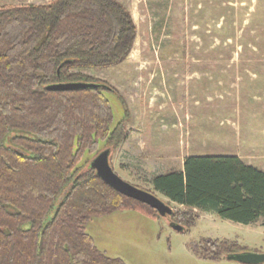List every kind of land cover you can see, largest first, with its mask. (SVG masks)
Wrapping results in <instances>:
<instances>
[{
  "label": "trees",
  "instance_id": "trees-1",
  "mask_svg": "<svg viewBox=\"0 0 264 264\" xmlns=\"http://www.w3.org/2000/svg\"><path fill=\"white\" fill-rule=\"evenodd\" d=\"M136 37L133 14L120 0L0 5V264H127L96 246L88 221L127 208L162 217L91 166L101 151L123 143L129 113L115 87L82 70L119 64ZM61 82L99 87L48 89ZM106 91L126 112L113 128ZM151 183L190 210L174 209L169 218L183 232L196 225L195 208L242 224L264 221V170L236 155L191 154L183 169L155 174ZM199 244L213 259L246 251L229 239Z\"/></svg>",
  "mask_w": 264,
  "mask_h": 264
},
{
  "label": "rangeland",
  "instance_id": "rangeland-1",
  "mask_svg": "<svg viewBox=\"0 0 264 264\" xmlns=\"http://www.w3.org/2000/svg\"><path fill=\"white\" fill-rule=\"evenodd\" d=\"M120 1L137 25L133 48L117 65L82 70L115 87L128 108V134L111 148V165L173 209L190 211L156 191L152 177L183 169L191 154L221 155L217 143L230 149L238 122L255 104L247 97L264 89V0ZM106 95L113 128L126 112L114 92ZM192 214L197 223L185 232L138 208L93 217L85 229L102 252L127 264H244L206 257L199 244L204 238L235 240L264 253L263 219L244 225L198 208Z\"/></svg>",
  "mask_w": 264,
  "mask_h": 264
},
{
  "label": "water",
  "instance_id": "water-1",
  "mask_svg": "<svg viewBox=\"0 0 264 264\" xmlns=\"http://www.w3.org/2000/svg\"><path fill=\"white\" fill-rule=\"evenodd\" d=\"M99 87V84L93 82H61L48 86L49 90L64 91L81 88ZM111 149L106 148L97 154L91 161V166L97 171V175L109 186L118 192L143 202L156 209L160 216L170 218L174 214V209L156 193L134 185L120 177L110 163ZM67 192V191H66ZM65 192V193H66ZM61 197L60 200H62ZM171 226L180 232H183L184 226L170 221ZM229 260L238 261L244 264H259L264 262V253L253 251H242L231 253L226 256Z\"/></svg>",
  "mask_w": 264,
  "mask_h": 264
},
{
  "label": "crops",
  "instance_id": "crops-1",
  "mask_svg": "<svg viewBox=\"0 0 264 264\" xmlns=\"http://www.w3.org/2000/svg\"><path fill=\"white\" fill-rule=\"evenodd\" d=\"M260 90V89H257ZM264 89L247 97V103L254 101L247 108V114L238 123V132L231 137L230 149L224 144L217 143L223 150L221 155H236L245 163L264 170ZM232 221V220H231ZM238 223V222H236ZM242 224V223H240ZM244 224V225H254Z\"/></svg>",
  "mask_w": 264,
  "mask_h": 264
}]
</instances>
